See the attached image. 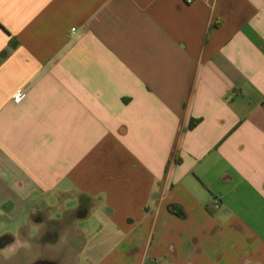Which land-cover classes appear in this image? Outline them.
I'll return each instance as SVG.
<instances>
[{
  "label": "crops",
  "instance_id": "obj_1",
  "mask_svg": "<svg viewBox=\"0 0 264 264\" xmlns=\"http://www.w3.org/2000/svg\"><path fill=\"white\" fill-rule=\"evenodd\" d=\"M0 208L62 264H264V0H0Z\"/></svg>",
  "mask_w": 264,
  "mask_h": 264
},
{
  "label": "flooded vegetation",
  "instance_id": "obj_2",
  "mask_svg": "<svg viewBox=\"0 0 264 264\" xmlns=\"http://www.w3.org/2000/svg\"><path fill=\"white\" fill-rule=\"evenodd\" d=\"M14 237L11 233H5V234H1L0 235V250L5 249L8 245L12 244L14 242ZM32 248L37 251V253L39 255H37L36 259L33 261H29L26 264H62L60 262L59 257L57 258H50L49 256L46 255L45 251H43L42 249L40 250V247L36 241L34 247H29L26 249H21L19 252L12 254V253H7L8 258L5 259V261L2 264H8L10 262V264L14 262V259H16L20 253L22 252H29L30 249L32 251ZM33 250V251H34ZM4 254V253H2ZM5 256V255H4Z\"/></svg>",
  "mask_w": 264,
  "mask_h": 264
},
{
  "label": "rangeland",
  "instance_id": "obj_3",
  "mask_svg": "<svg viewBox=\"0 0 264 264\" xmlns=\"http://www.w3.org/2000/svg\"><path fill=\"white\" fill-rule=\"evenodd\" d=\"M8 209L6 208H0V235L1 234H7V233H14L15 232V228L16 226L13 224V218L10 217V214L7 212ZM34 249L32 248V251L30 249V251L27 252H22L19 254V256L14 259L13 264H26L29 261H33L36 259L37 255H39L37 253V251H33ZM47 255L49 256V253L46 252ZM51 254V253H50ZM5 254L0 253V264H2L5 261ZM53 255V254H52ZM63 256L65 258V254H63L62 256L59 257V259H63ZM10 264V262L8 263ZM12 264V263H11Z\"/></svg>",
  "mask_w": 264,
  "mask_h": 264
},
{
  "label": "clouds",
  "instance_id": "obj_4",
  "mask_svg": "<svg viewBox=\"0 0 264 264\" xmlns=\"http://www.w3.org/2000/svg\"><path fill=\"white\" fill-rule=\"evenodd\" d=\"M13 235L15 236L14 242L8 245L5 249L0 250V253L5 254V259L8 258L7 253L15 254L21 249H26L31 246L29 241L27 239H21L18 233ZM60 239H64L66 241V236H61ZM246 264H251V262L246 261Z\"/></svg>",
  "mask_w": 264,
  "mask_h": 264
},
{
  "label": "built area",
  "instance_id": "obj_5",
  "mask_svg": "<svg viewBox=\"0 0 264 264\" xmlns=\"http://www.w3.org/2000/svg\"><path fill=\"white\" fill-rule=\"evenodd\" d=\"M184 1L192 2V1H194V0H184ZM22 96H23V93H18V95L16 96V99L18 100V99H20ZM214 205H215L216 207H218V205H219V199H215V200H214Z\"/></svg>",
  "mask_w": 264,
  "mask_h": 264
}]
</instances>
